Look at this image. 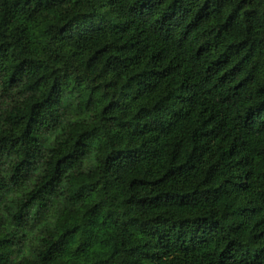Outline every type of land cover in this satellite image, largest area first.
I'll return each mask as SVG.
<instances>
[{
    "label": "trees",
    "instance_id": "trees-1",
    "mask_svg": "<svg viewBox=\"0 0 264 264\" xmlns=\"http://www.w3.org/2000/svg\"><path fill=\"white\" fill-rule=\"evenodd\" d=\"M29 2L25 0V5ZM55 2L42 0L44 6ZM109 2L118 5L120 0ZM19 6L20 0H15L13 8ZM251 9L252 0H137L132 15L141 20L154 13L152 20L156 26L152 30L150 25L141 26L139 21L133 20L125 30L109 37L115 41L112 52L117 49L120 51L117 59L123 58L136 67L166 73L155 78L157 88L154 92L159 93L162 101H170L178 107L187 116L190 126L207 125L210 130L219 123L220 110L227 109L238 96L237 90L255 85V80L251 85L245 84L252 79L251 75L247 78L251 69L255 72L258 68L257 56L264 49V29L260 28L259 15L255 17ZM30 23L31 16L15 29L11 43H0V75L11 72L9 88L38 70V62L27 53L32 43L28 40ZM42 32L41 25L32 29L31 35L36 37L37 46L43 42ZM0 40L7 41V37L0 33ZM21 56L25 58L14 68L6 66L10 57L16 60ZM259 77L260 69H257L256 78ZM45 79L41 77L31 89H38ZM53 90L56 91L55 82ZM95 91L93 89L89 94L84 112L95 107ZM165 91L167 95H164ZM3 95L0 92V97ZM246 103L248 107L255 105L250 113L264 112V87L256 89L254 101ZM50 108L51 104L46 100L44 105H33L27 116L17 119L9 114L4 117V124L9 127L24 119L27 123L23 136L18 139L0 135V173L11 172L7 182L0 177V194L6 193L0 199V236L4 237L0 239V249H4L0 252V264H54L73 243L78 245L76 254L85 252L91 244L96 246L97 254H103L101 245L111 242L114 247L116 244L123 247L136 236H142L145 243L137 244L129 252L149 260L150 264H205L208 253L204 249L211 247L212 239L224 231V226L230 236L227 240L222 237L220 241L224 251L214 249L220 256L215 264H264V168L256 166L264 159V144L251 146L256 155L244 158L245 173L228 182L229 186L223 192L209 188L204 199L197 198L194 203L186 201L192 206L214 204L223 196L218 202L222 209H228L221 217L224 225L220 221L198 218L192 222L182 221L179 228L172 231L167 221L149 216L164 204L162 197L152 199L154 189L150 186L156 163L165 155L171 157L176 139L162 137L166 143L156 150L155 160L151 148L144 152L126 149L119 153L118 159H106L102 177L106 178L105 187L101 189L105 198L93 200L98 182L85 173L94 167V161L79 159L80 153L86 152L87 148H75V158L68 159L61 154V145H58L62 137L71 140L79 135L72 122L75 117L69 118L61 127L58 118L47 116ZM112 108L110 104L101 116ZM174 131L177 138L183 134L179 128ZM18 143L20 149L16 148ZM77 143L90 146L92 138L77 140ZM44 145L51 153L48 161H44ZM240 150L234 136L227 134V125L209 145L216 162L220 156L231 158ZM18 154L24 159L15 161L12 156ZM42 161L51 168L48 179L20 207L30 195L32 186V180L24 182ZM212 163L210 161L209 166ZM77 164L80 173L66 176L65 173ZM113 188H119L120 195L128 197L119 205L123 212L113 206L118 198L116 193L107 197V191ZM146 189L148 194L142 196ZM228 196H232L231 199ZM34 203L39 205V210L33 218L30 210ZM126 215L128 221L124 220ZM38 256L39 260L36 259ZM85 264L90 262L85 260Z\"/></svg>",
    "mask_w": 264,
    "mask_h": 264
},
{
    "label": "clouds",
    "instance_id": "clouds-1",
    "mask_svg": "<svg viewBox=\"0 0 264 264\" xmlns=\"http://www.w3.org/2000/svg\"><path fill=\"white\" fill-rule=\"evenodd\" d=\"M14 3L15 0H0V33L7 37V41L0 40V43H11L16 35L15 29L31 16L28 40L31 39L32 43L29 44L27 53L31 59L38 62V70L31 76L23 77L17 85L10 88L8 80L11 72L0 75V92L4 93L0 97V125H3L0 127V135L11 139L22 137L27 119L9 127L4 124V117L9 114L17 119L27 116L33 105H44L46 100L51 104L47 116L58 118L61 127L65 126L69 118L75 117L72 122L79 135L71 140L62 137L58 145H61V154L68 159L75 158V148H87L86 152L80 153L79 159L94 161V167L85 173L98 182L93 200L105 198V192L101 189L105 187L106 178L102 177L106 159H118L119 153L126 149L144 152L151 148L155 160L156 150L166 143L162 137L166 136L169 140L175 138L171 157L165 155L153 169L150 187L154 190L151 191V197L153 200L162 197L164 204L150 212L149 216L167 221V226L172 231H176L182 221L192 222L198 218L220 221L224 225L221 217L228 209H222V204L218 202L223 196L214 204L196 203L192 206V203L186 201L194 203L197 198L204 199L209 188L223 192L229 186L228 182L245 173L244 158H253L256 155L251 151V146L264 144V112L250 113L249 110L255 105L248 107L246 103L254 101L256 89L264 87V49L257 56L259 79L256 78L257 69L253 72L252 68L247 74V78L251 75L252 79L245 85H251L253 80L255 85L237 90L238 96L233 98L227 109L220 110L219 123L209 130L207 125L190 126L187 116L178 107L173 106L170 101H162L159 93L154 92L157 88L155 78L166 73L136 67L123 58L117 59L120 53L117 49L112 52L115 41L109 37H115V34L125 30L133 20L139 21L141 26L150 25L152 30L156 26L152 20L154 13L141 20H136L132 15L137 0H120L118 5L110 4L109 0H56L48 6H44L42 0H30L26 5L25 0H20V6L13 8ZM38 4L41 5L39 8ZM251 12L255 13V17L259 15L260 28L264 29V0H252ZM125 21L128 23H124ZM36 25L43 28V42L39 46L36 37L31 35ZM16 53H20L19 48ZM105 53L109 55L106 56ZM24 58L21 56L20 59L13 60L10 57L6 66L14 68ZM41 77H45V81H41L38 89H31ZM54 82L56 91L53 90ZM93 89H96L93 93L95 107L84 112V104L89 101V94ZM167 94L165 91L164 95ZM110 104L113 108L102 117L101 113ZM225 125L227 134L234 136L235 144L242 150L231 158L220 156L216 162L213 153L209 151V145L222 134ZM177 128L183 133L178 138L174 131ZM87 138H92L90 146L77 143V140ZM47 147L43 146L44 161H48L51 156L46 150ZM16 148L20 149L21 145L18 143ZM12 158L15 161L24 159L23 155L19 154ZM44 161L24 182L25 184L32 180V186L30 195L20 207L24 206L48 179L51 168ZM210 161L213 162L212 166H209ZM256 166L264 168V159L258 161ZM79 167V164L73 166L65 175L79 174ZM10 176V171L0 173L5 182ZM34 176L38 178L33 179ZM63 190L61 188V191ZM113 193L118 196L113 206L123 212L124 209L119 205L128 197L120 195L119 188L107 191V197L111 198ZM5 194H0V199ZM147 194L148 189L141 195ZM228 197L231 199L232 196ZM38 210L39 205L34 203L30 215L34 218ZM128 219L127 215L124 216L125 221ZM229 236L225 226L223 232L214 236L211 247L204 249L205 253H208L205 264L208 261L215 264L220 256L214 249L224 251L220 241L222 237L227 240ZM3 238L0 236V239ZM143 243L145 240L142 236L134 237L131 243L123 247L119 244L114 247L113 243L109 242L101 245L104 248L103 254H97L94 244L88 246L85 252L76 254L78 245L73 243L59 256L62 259H56L54 264H85V260L90 264H150L149 260L129 252L137 244ZM2 251L4 249H0V252ZM36 259L39 260V256Z\"/></svg>",
    "mask_w": 264,
    "mask_h": 264
}]
</instances>
